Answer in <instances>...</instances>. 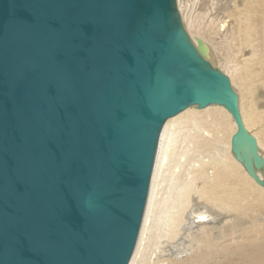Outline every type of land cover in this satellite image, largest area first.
I'll return each mask as SVG.
<instances>
[{"label":"water","instance_id":"1","mask_svg":"<svg viewBox=\"0 0 264 264\" xmlns=\"http://www.w3.org/2000/svg\"><path fill=\"white\" fill-rule=\"evenodd\" d=\"M211 104L264 187L238 95L177 0H0V264H129L165 121Z\"/></svg>","mask_w":264,"mask_h":264},{"label":"bare ground","instance_id":"2","mask_svg":"<svg viewBox=\"0 0 264 264\" xmlns=\"http://www.w3.org/2000/svg\"><path fill=\"white\" fill-rule=\"evenodd\" d=\"M177 4L193 42L207 44L209 60L237 90L264 157V0ZM235 129L218 104L165 121L129 264H264V187L233 156Z\"/></svg>","mask_w":264,"mask_h":264},{"label":"rangeland","instance_id":"3","mask_svg":"<svg viewBox=\"0 0 264 264\" xmlns=\"http://www.w3.org/2000/svg\"><path fill=\"white\" fill-rule=\"evenodd\" d=\"M187 0H183L184 3H186ZM189 1H192V0H189ZM189 5V3H187ZM234 88V87H233ZM235 89V88H234ZM235 91L237 92V90L235 89ZM238 93V92H237ZM239 99V97H238Z\"/></svg>","mask_w":264,"mask_h":264}]
</instances>
